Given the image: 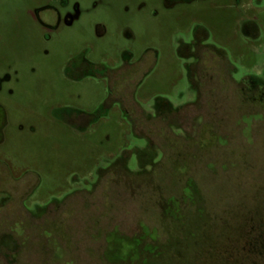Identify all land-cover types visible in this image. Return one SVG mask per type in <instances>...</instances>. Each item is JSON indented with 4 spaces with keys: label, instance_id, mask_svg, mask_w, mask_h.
I'll return each mask as SVG.
<instances>
[{
    "label": "rangeland",
    "instance_id": "1",
    "mask_svg": "<svg viewBox=\"0 0 264 264\" xmlns=\"http://www.w3.org/2000/svg\"><path fill=\"white\" fill-rule=\"evenodd\" d=\"M251 78L264 0H0V264H264Z\"/></svg>",
    "mask_w": 264,
    "mask_h": 264
},
{
    "label": "flooded vegetation",
    "instance_id": "2",
    "mask_svg": "<svg viewBox=\"0 0 264 264\" xmlns=\"http://www.w3.org/2000/svg\"><path fill=\"white\" fill-rule=\"evenodd\" d=\"M63 5H67V1H64L63 2ZM54 11H55V13H57V15H58V12H57V10H55L54 9ZM40 12L41 11H39L38 12V19H39V23L42 25V26H44L45 28H49V27H51V25L50 24H48L47 23V21L50 19V17H48L47 15L48 14H53V9H52V7H48V6H46L43 10H42V12L43 13H45L46 14V16H44V19H45V21L44 20H42V18L40 17ZM50 16V15H49ZM250 24V23H249ZM251 25V24H250ZM249 25V26H250ZM247 25H246V23H243V25H242V32L243 33H245V31H246V28H248V27H246ZM251 79H253L254 80V83H259V84H264V82L262 83L259 79H257V78H251ZM172 106V105H171ZM9 247H11L10 245H6V246H2L1 248H3V249H1V250H7V249H9Z\"/></svg>",
    "mask_w": 264,
    "mask_h": 264
},
{
    "label": "trees",
    "instance_id": "3",
    "mask_svg": "<svg viewBox=\"0 0 264 264\" xmlns=\"http://www.w3.org/2000/svg\"><path fill=\"white\" fill-rule=\"evenodd\" d=\"M252 80V79H251ZM188 185H191L192 186V184L190 183H188ZM252 230V229H251ZM260 239L261 240H264V232H263V234L260 236ZM247 242L249 243V245L251 246V247H253L254 248V246H256V240L255 239H253V238H251V239H247ZM264 251V245L262 246V247H260V252H263Z\"/></svg>",
    "mask_w": 264,
    "mask_h": 264
}]
</instances>
